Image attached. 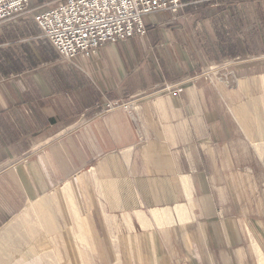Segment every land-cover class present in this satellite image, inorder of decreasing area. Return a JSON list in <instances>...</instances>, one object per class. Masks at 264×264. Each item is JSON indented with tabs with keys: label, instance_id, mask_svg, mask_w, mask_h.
<instances>
[{
	"label": "crops",
	"instance_id": "0c3cea01",
	"mask_svg": "<svg viewBox=\"0 0 264 264\" xmlns=\"http://www.w3.org/2000/svg\"><path fill=\"white\" fill-rule=\"evenodd\" d=\"M182 1L88 58L0 22V264H260L264 0Z\"/></svg>",
	"mask_w": 264,
	"mask_h": 264
},
{
	"label": "built area",
	"instance_id": "2783aa9c",
	"mask_svg": "<svg viewBox=\"0 0 264 264\" xmlns=\"http://www.w3.org/2000/svg\"><path fill=\"white\" fill-rule=\"evenodd\" d=\"M181 6V0H0V22L33 12L35 23L58 54L73 59L94 55L106 42L144 35L145 15L175 14ZM158 92L177 95L179 87L167 84Z\"/></svg>",
	"mask_w": 264,
	"mask_h": 264
},
{
	"label": "rangeland",
	"instance_id": "374dc122",
	"mask_svg": "<svg viewBox=\"0 0 264 264\" xmlns=\"http://www.w3.org/2000/svg\"><path fill=\"white\" fill-rule=\"evenodd\" d=\"M181 3H182V6H181V8L175 13V14H177L180 10H182L183 8H184V6H185V3L181 0ZM166 12H169V11H166ZM169 13H171V14H174V13H172V12H169ZM146 33V32H145ZM123 40V39H122ZM118 41H120V40H118ZM117 42V41H116ZM79 57H84V56H79ZM86 58H88V57H86ZM234 62H236V60H229V61H226V62H224L222 65H209V66H207V67H205V68H202L201 70H200V77L202 78V79H204V80H208V81H211L212 79H211V76H212V74H218V76H224V77H227L229 74H233V72H232V70H231V65L234 63ZM205 73H207L206 75H208V76H206L205 75ZM221 74V75H220ZM176 85V86H178L176 83H166V84H164L163 85V87L165 86V85ZM163 87H161V88H163ZM111 243L113 244V245H115L114 244V237L112 236V241H111ZM86 261H88L89 259H85ZM81 261L82 262H84V260L83 259H81ZM92 262H93V259H92ZM86 263V262H85ZM89 264V263H88Z\"/></svg>",
	"mask_w": 264,
	"mask_h": 264
},
{
	"label": "bare ground",
	"instance_id": "6f19581e",
	"mask_svg": "<svg viewBox=\"0 0 264 264\" xmlns=\"http://www.w3.org/2000/svg\"><path fill=\"white\" fill-rule=\"evenodd\" d=\"M259 146V145H258ZM256 147H257V144H256ZM258 148V147H257ZM258 151V150H257ZM257 153H259V152H257ZM258 155H260L261 156V154H258ZM65 188H66V186H65ZM68 189V188H67ZM69 191H70V189H69ZM68 197V196H67ZM70 197V196H69ZM72 198H73V196H72ZM63 199V198H62ZM64 199H66L65 197H64ZM68 200H70V199H68ZM64 201V200H63ZM66 201V200H65ZM71 201H72V199H71ZM68 202V201H67ZM71 202H69V204H70ZM71 205V204H70ZM73 205H74V203H73ZM70 209V208H69ZM74 209V208H73ZM68 210V209H67ZM74 210H76V208L74 209ZM72 211V210H71ZM76 211H74V213H75ZM67 214V213H66ZM71 214H73V212L71 213ZM165 214V213H164ZM75 216L74 217H76V215H77V213L76 214H74ZM70 217V216H69ZM73 217V216H72ZM75 220V219H74ZM77 221V220H76ZM76 223V222H75ZM71 225V224H70ZM72 226V225H71ZM78 226V225H77ZM79 226H80V224H79ZM82 228V227H81ZM78 229V228H77ZM80 230V229H79ZM83 234V233H82ZM57 235V234H56ZM79 235H80V233H79ZM56 239V238H55ZM254 244V243H253ZM32 246V245H31ZM30 246V247H31ZM253 246V245H252ZM255 246H256V244H255ZM254 246V247H255ZM32 248V247H31ZM256 249H257V247H256ZM32 250H33V248H32ZM51 250H52V248H51ZM259 250V249H258ZM55 251H56V248H55ZM35 252V251H34ZM44 251H42L41 253H43ZM51 252V251H50ZM63 253V252H62ZM259 253V259H260V264H264V256H262V252L260 253V252H258ZM40 254V253H39ZM42 255V254H41ZM40 255V256H41ZM57 255V254H56ZM53 256V255H52ZM57 256H59V254L57 255ZM42 258V257H41ZM59 259H60V256H59ZM258 259V258H257ZM259 261V260H258ZM45 263V262H44ZM59 263V262H58ZM259 263V262H258Z\"/></svg>",
	"mask_w": 264,
	"mask_h": 264
}]
</instances>
